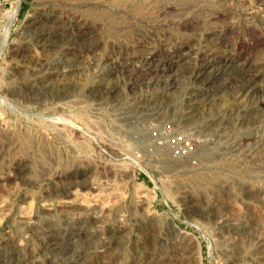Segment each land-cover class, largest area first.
Masks as SVG:
<instances>
[{"label":"rangeland","instance_id":"1","mask_svg":"<svg viewBox=\"0 0 264 264\" xmlns=\"http://www.w3.org/2000/svg\"><path fill=\"white\" fill-rule=\"evenodd\" d=\"M5 24L0 264H264V0H0ZM183 43L189 73L138 89L141 58ZM224 55L254 77L174 131L183 94L208 85L196 67ZM72 227L90 242L53 249Z\"/></svg>","mask_w":264,"mask_h":264},{"label":"bare ground","instance_id":"2","mask_svg":"<svg viewBox=\"0 0 264 264\" xmlns=\"http://www.w3.org/2000/svg\"><path fill=\"white\" fill-rule=\"evenodd\" d=\"M30 24H32L34 22V20H37L36 15L31 14L30 16ZM40 18V17H39ZM36 22V21H35ZM34 22V23H35ZM29 23V22H28ZM30 26V25H29ZM45 29V28H44ZM250 29V28H249ZM248 29V31H249ZM252 30V28H251ZM221 31V30H220ZM225 32V31H224ZM254 32V31H252ZM258 32V31H257ZM254 34V33H253ZM64 35V34H63ZM220 35V34H219ZM218 35V36H219ZM257 35V34H256ZM51 36H53V38H55V35H47L48 38H50ZM43 37V36H42ZM46 37V35H44V38ZM72 37V36H71ZM57 38V37H56ZM76 38V37H75ZM207 38V37H206ZM254 38L253 41L254 43L257 45H261L262 43H264V38L258 39L257 36L252 37ZM41 39V38H40ZM55 40V39H54ZM206 40V39H205ZM190 41V40H189ZM188 41V43H189ZM193 42V41H191ZM200 42V41H199ZM246 42V41H245ZM188 43H183L180 45L179 48H177V50L171 51V50H166V52H161L157 55H154L152 53H148L150 54V56L148 57H142L141 61H140V66H137L135 69L139 71V75L135 80H134V84L137 85L138 89L141 88H149L150 86H159L161 85V81L163 82V84H170L169 78L173 75H175L173 77V79H177L176 81H178L179 76H183L189 73V69L187 67V62L196 59L197 55H198V51L194 52V49H186V46L188 45ZM196 43V42H195ZM203 43V42H202ZM250 44V43H249ZM59 45V44H58ZM245 46V44H243ZM253 45V44H252ZM190 47V46H189ZM250 47V46H248ZM196 50V49H195ZM97 51V50H96ZM164 51V50H163ZM200 51V50H199ZM150 52V51H149ZM68 53V52H67ZM163 53V58H166L165 61H163L162 63H160L159 61H157L160 57V55ZM201 56V55H200ZM204 56V55H203ZM208 57V56H207ZM200 58V57H198ZM238 57H233L231 55H224L223 57H211V58H204L203 62H201V64H199V66H197L195 69V71H197V73L195 74V77L198 81H200V79H205L208 78V82H207V86L201 87V88H190L187 92H185L183 94V97L181 98L180 102L177 104L178 105V110L180 111V118H178V122L175 121V123H172V127L174 131H177L180 127H184L187 126L188 124H190L192 122V120H196V118H198V116L201 115L202 112H204L205 107L214 104V102H216V100L218 99L216 96V90H218V88H223L226 91L230 90L232 91V85H231V79L233 77H244L246 76V78L249 80L252 79V77H254V75H252V70L251 68L244 69V65L243 63H235L234 61H236ZM236 59V60H235ZM202 60V59H201ZM239 61V60H238ZM191 63V62H190ZM189 63V64H190ZM200 63V62H198ZM124 68V70L122 69ZM114 69V70H113ZM134 70V68H132L131 64H127L125 66H120L119 69H115V67L112 68L111 73H123L125 70ZM194 69V68H193ZM256 69V68H255ZM254 69V70H255ZM191 71V70H190ZM109 72V71H108ZM127 72V71H126ZM132 72V71H130ZM255 74V73H254ZM108 75V74H107ZM136 75V74H135ZM193 75V74H192ZM259 75V74H258ZM104 76V75H103ZM106 77V76H105ZM191 77V76H190ZM55 78V77H54ZM193 78V79H194ZM180 79V78H179ZM105 80V79H103ZM107 80V77H106ZM196 80V81H197ZM237 80V79H235ZM234 80V81H235ZM169 81V82H168ZM168 82V83H167ZM235 83V82H234ZM216 84V85H215ZM236 86V85H235ZM234 86V87H235ZM176 87V86H175ZM180 87V86H179ZM178 87V88H179ZM233 87V88H234ZM96 89V88H95ZM235 89V88H234ZM129 90V89H128ZM89 91V90H88ZM102 91V90H101ZM176 91V90H174ZM260 91V90H259ZM96 92V91H95ZM106 92V91H105ZM103 92V94L105 93ZM258 92V91H257ZM90 93V92H89ZM98 93V92H97ZM172 93V91L166 86V87H162L161 89V95H167L169 96V94ZM231 93V92H230ZM242 93V92H241ZM173 94V93H172ZM171 94V95H172ZM117 96V94H116ZM31 97V96H29ZM99 97V96H98ZM121 97V96H120ZM165 97V96H164ZM97 99V98H96ZM3 101V100H1ZM4 102V101H3ZM20 108V107H19ZM150 108V107H149ZM22 109V108H21ZM176 109V108H174ZM232 110V109H231ZM19 111V110H18ZM23 112V111H21ZM25 112V111H24ZM20 113V112H19ZM184 117V118H183ZM148 118V117H147ZM217 120V124L221 125H229V123L224 120V118H216ZM172 122V121H171ZM215 121H212L210 124L208 123V126H213L215 125ZM73 125V124H71ZM222 125V126H223ZM74 126V125H73ZM76 126V125H75ZM4 127V126H2ZM225 127V126H224ZM74 128L71 126V129ZM79 128V127H77ZM222 128V127H219ZM5 129V128H4ZM75 129V128H74ZM187 129V128H186ZM190 128L188 127V130ZM79 130V129H78ZM86 130V129H85ZM183 131V130H182ZM190 131V130H189ZM7 132V131H6ZM86 135V132L83 131ZM185 134H188L185 139H187V141H191V137L190 133H188L187 131H185ZM90 135V134H89ZM4 136V135H3ZM7 136V135H6ZM5 136V137H6ZM9 136V135H8ZM4 137V138H5ZM88 137V135H87ZM92 137V136H91ZM7 139H9L7 137ZM183 139V137H182ZM6 140V139H5ZM93 141H96L95 139ZM189 141V142H190ZM100 143V142H99ZM96 144V142H95ZM97 145V144H96ZM100 145V144H99ZM98 145V146H99ZM196 147V145H195ZM101 148V146H100ZM192 151V150H191ZM107 154V153H106ZM122 154L116 155L118 158H120ZM169 155V154H168ZM170 158V157H169ZM172 158V157H171ZM189 158V157H188ZM117 159V158H116ZM115 159V160H116ZM187 159V158H186ZM121 160V159H119ZM167 161V160H166ZM168 163V162H167ZM187 163V162H186ZM169 164V163H168ZM184 164V163H183ZM182 164V165H183ZM185 165V164H184ZM103 169V168H102ZM86 172V171H85ZM131 172L133 171V166H131ZM133 174V173H132ZM131 174V176L133 177V175ZM84 175V174H82ZM88 185V184H85ZM67 194H70V191L68 190L66 192ZM70 203V202H69ZM64 204V203H63ZM153 223H155L153 221ZM152 222L151 224V228L154 226ZM165 224H166V234H173V236L176 237H182L183 232L180 231L179 227L172 221V219H166L165 220ZM147 225V224H146ZM74 226V225H73ZM119 228V227H118ZM144 229V228H143ZM153 229V228H152ZM79 228H74L72 227V229L70 230V232L67 235H63L60 237H52L51 240L49 241L50 246L53 249H57L60 247L61 244L65 245L66 247H70L72 246L73 249L77 248V246L79 247L81 246H85L84 244L89 243L91 238L89 237V235L87 234V232L85 233H81L79 231ZM115 230V229H114ZM150 230V229H149ZM157 230V229H156ZM147 231V229H146ZM152 231V230H151ZM116 233L121 235V230L118 229L117 231H115ZM153 232V231H152ZM156 232V231H155ZM164 234V235H166ZM148 235V234H146ZM152 235V234H151ZM150 235V236H151ZM161 236V235H160ZM51 237V236H49ZM108 237V236H107ZM122 237V236H121ZM149 237V236H148ZM152 238V237H151ZM156 238V237H155ZM153 239V238H152ZM159 239V238H158ZM110 241V240H109ZM48 242V241H47ZM106 242V241H105ZM156 242V241H155ZM90 245V244H89ZM87 248V247H86ZM109 248V247H108ZM12 251V250H11ZM16 251V249H15ZM73 253V252H72ZM81 253V252H80ZM85 253V252H84ZM93 253V252H92ZM104 253V252H103ZM55 254V253H54ZM75 254V252H74ZM73 254V256H74ZM78 254V252H77ZM100 254V253H99ZM58 255V254H57ZM71 255V254H70ZM76 255V254H75ZM79 255V254H78ZM77 255V256H78ZM86 255V254H85ZM62 256V255H61ZM75 257V256H74ZM73 257V258H74ZM79 257V256H78ZM170 257V256H169ZM4 258V257H3ZM66 258V257H65ZM76 258V257H75ZM6 259V258H5ZM85 259V258H84ZM83 259V260H84ZM3 260V259H2ZM17 260V259H16ZM54 260V259H53ZM156 260V259H155ZM161 260V259H160ZM8 261V259H7ZM76 261V260H75ZM62 262V261H61ZM69 262V261H68ZM72 262V261H71ZM160 262V261H159ZM81 263V262H80ZM161 263V262H160ZM19 264V263H18Z\"/></svg>","mask_w":264,"mask_h":264},{"label":"built area","instance_id":"3","mask_svg":"<svg viewBox=\"0 0 264 264\" xmlns=\"http://www.w3.org/2000/svg\"><path fill=\"white\" fill-rule=\"evenodd\" d=\"M8 13V12H7ZM7 13H4L1 17H3V18H5L6 19V21H8L7 20V16H6V14ZM15 21V20H14ZM7 23V22H6ZM6 24L5 25H0V46L3 44V42H5V40H6V38H4V32H5V29H6ZM168 125V124H167ZM169 126V125H168ZM165 128H168L167 126H165ZM169 129V128H168ZM184 148H187V146L186 147H184ZM178 149H181V148H178ZM175 150H177V149H173L172 151H173V153L174 154H176V155H181V151L179 152V150H177V152H175ZM182 150V149H181ZM183 151V150H182ZM184 152V151H183ZM178 156V157H179Z\"/></svg>","mask_w":264,"mask_h":264}]
</instances>
